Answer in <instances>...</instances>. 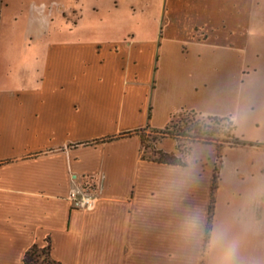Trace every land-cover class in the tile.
I'll return each mask as SVG.
<instances>
[{"label":"crops","instance_id":"0c3cea01","mask_svg":"<svg viewBox=\"0 0 264 264\" xmlns=\"http://www.w3.org/2000/svg\"><path fill=\"white\" fill-rule=\"evenodd\" d=\"M28 4L45 62L35 86L0 88V264L49 242L61 264H264V146L222 149L206 252L216 145L192 144L180 166L144 159L138 135L95 143L162 130L182 109L212 115L226 87L242 95L264 67V0ZM83 193L92 210L72 205Z\"/></svg>","mask_w":264,"mask_h":264},{"label":"rangeland","instance_id":"374dc122","mask_svg":"<svg viewBox=\"0 0 264 264\" xmlns=\"http://www.w3.org/2000/svg\"><path fill=\"white\" fill-rule=\"evenodd\" d=\"M128 8V5L119 7L122 18L128 15ZM28 9V0H0V88L33 87L43 73L45 62L43 43L32 39L26 31ZM158 9V5H153V12L155 10L157 12ZM125 22L121 19L120 22L112 23L124 33ZM104 23L98 25L102 31L98 37L110 38L111 35L107 33ZM53 38L50 36L48 40ZM56 38L72 39L74 36L62 35ZM75 38L93 37L78 35ZM256 63L257 67L253 66L250 69L253 84L243 85L242 95L238 85L232 88L225 86V93H221L218 99L215 98L209 108L214 116L233 117L236 120V138L248 146H264V67L260 66L259 60ZM239 70L221 69V75L230 78L234 76L238 80L236 74ZM257 123L260 124L259 127L256 126ZM185 144L188 143L183 140L182 145ZM146 155H151L150 150L146 151Z\"/></svg>","mask_w":264,"mask_h":264},{"label":"trees","instance_id":"16d2710c","mask_svg":"<svg viewBox=\"0 0 264 264\" xmlns=\"http://www.w3.org/2000/svg\"><path fill=\"white\" fill-rule=\"evenodd\" d=\"M235 132L236 122L231 116L218 117L206 115L194 110L182 109L172 114L169 124L162 130H152L150 126H147L136 131L122 133L119 136H109L104 139L97 140L95 143L110 142L115 139L138 135L141 138L144 159L158 163L180 166L186 165L185 160L191 154L192 144L201 143L203 145H216L219 152L217 154V164L214 170L212 198L206 227L205 246L207 252L214 219L215 193L218 187L217 180L219 165L223 160L222 149L226 146H248V144L243 143L236 138ZM166 138L176 141V150L179 154L176 152L168 153L158 148V145ZM183 140L188 144L182 145ZM147 150H150V156L146 155ZM24 264L61 263L52 257V246L49 242L46 247H40L38 245L31 247L24 256Z\"/></svg>","mask_w":264,"mask_h":264},{"label":"built area","instance_id":"2783aa9c","mask_svg":"<svg viewBox=\"0 0 264 264\" xmlns=\"http://www.w3.org/2000/svg\"><path fill=\"white\" fill-rule=\"evenodd\" d=\"M72 205L75 208L92 210L96 205V198L89 193H83L80 197H72Z\"/></svg>","mask_w":264,"mask_h":264},{"label":"clouds","instance_id":"9594fccd","mask_svg":"<svg viewBox=\"0 0 264 264\" xmlns=\"http://www.w3.org/2000/svg\"><path fill=\"white\" fill-rule=\"evenodd\" d=\"M223 264H228V260L225 259V260L223 261Z\"/></svg>","mask_w":264,"mask_h":264}]
</instances>
